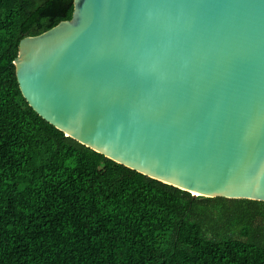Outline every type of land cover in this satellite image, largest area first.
<instances>
[{"label":"water","instance_id":"water-1","mask_svg":"<svg viewBox=\"0 0 264 264\" xmlns=\"http://www.w3.org/2000/svg\"><path fill=\"white\" fill-rule=\"evenodd\" d=\"M13 63L64 135L193 196L264 201V0H74Z\"/></svg>","mask_w":264,"mask_h":264},{"label":"trees","instance_id":"trees-1","mask_svg":"<svg viewBox=\"0 0 264 264\" xmlns=\"http://www.w3.org/2000/svg\"><path fill=\"white\" fill-rule=\"evenodd\" d=\"M74 0H0V264H264V201L193 196L92 150L26 102L20 39Z\"/></svg>","mask_w":264,"mask_h":264}]
</instances>
